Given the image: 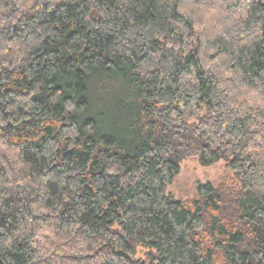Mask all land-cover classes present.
<instances>
[{
  "label": "trees",
  "instance_id": "trees-1",
  "mask_svg": "<svg viewBox=\"0 0 264 264\" xmlns=\"http://www.w3.org/2000/svg\"><path fill=\"white\" fill-rule=\"evenodd\" d=\"M0 264H264V0H0Z\"/></svg>",
  "mask_w": 264,
  "mask_h": 264
},
{
  "label": "rangeland",
  "instance_id": "rangeland-1",
  "mask_svg": "<svg viewBox=\"0 0 264 264\" xmlns=\"http://www.w3.org/2000/svg\"><path fill=\"white\" fill-rule=\"evenodd\" d=\"M226 176L224 163L212 167H202L198 160L190 159L183 163L180 174L167 192L177 200H190L196 197L199 185L220 184Z\"/></svg>",
  "mask_w": 264,
  "mask_h": 264
}]
</instances>
